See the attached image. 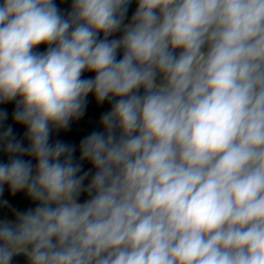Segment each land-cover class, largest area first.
I'll return each mask as SVG.
<instances>
[{"label": "clouds", "instance_id": "1", "mask_svg": "<svg viewBox=\"0 0 264 264\" xmlns=\"http://www.w3.org/2000/svg\"><path fill=\"white\" fill-rule=\"evenodd\" d=\"M132 2L0 0V264H264V0Z\"/></svg>", "mask_w": 264, "mask_h": 264}, {"label": "water", "instance_id": "2", "mask_svg": "<svg viewBox=\"0 0 264 264\" xmlns=\"http://www.w3.org/2000/svg\"><path fill=\"white\" fill-rule=\"evenodd\" d=\"M55 3L65 15L70 10L71 0H55ZM135 8H136V3H135V0H133L129 8L128 17L125 20V23L130 21L131 15L135 11ZM120 35H122V33H116L114 34V37H110V39L118 38ZM45 47L46 46L41 45L38 50L42 52L45 50ZM84 75L88 76L91 74L86 72ZM14 107H15L14 102L8 103V104H0V109L6 108L9 113L8 120L5 122V126H7L8 124H13L12 112L14 110ZM109 108H110V104L107 101L103 105H97L94 98L90 95L88 97V106L85 111V115L80 120L74 121L69 130L59 133L58 136L57 134L54 133L53 138L54 139L60 138L67 142L75 143L78 145L79 141L84 136L89 134L92 130L98 128L99 126L98 122H99V118L101 114L109 110ZM13 128L15 132L17 133L18 137L23 136V133L25 131L24 128L20 127L19 125H15V124H13ZM76 155L77 157L79 156L78 150H77ZM0 158L6 159V157H2V154H0ZM88 167L89 165L85 163V170H87ZM85 183H87V181ZM0 199H7L9 201V204L11 205V207L0 206V218H3V217L14 218L13 213H12L13 208L20 210V211H24L28 209L29 207L35 206L25 196L24 193H17L15 196H11L7 188H5V193L3 197H0ZM83 199H85V196L81 197V200ZM13 264H27V261L25 257L17 256L14 258Z\"/></svg>", "mask_w": 264, "mask_h": 264}]
</instances>
